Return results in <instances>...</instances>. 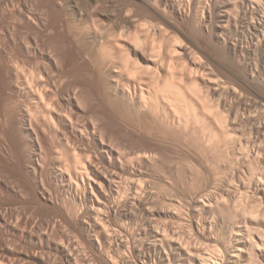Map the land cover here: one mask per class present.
<instances>
[{"label":"bare ground","instance_id":"1","mask_svg":"<svg viewBox=\"0 0 264 264\" xmlns=\"http://www.w3.org/2000/svg\"><path fill=\"white\" fill-rule=\"evenodd\" d=\"M0 264H264V0H0Z\"/></svg>","mask_w":264,"mask_h":264}]
</instances>
